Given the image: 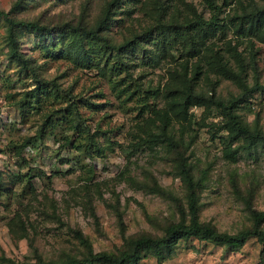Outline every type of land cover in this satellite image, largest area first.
Listing matches in <instances>:
<instances>
[{
	"label": "rangeland",
	"instance_id": "rangeland-1",
	"mask_svg": "<svg viewBox=\"0 0 264 264\" xmlns=\"http://www.w3.org/2000/svg\"><path fill=\"white\" fill-rule=\"evenodd\" d=\"M0 12L57 29L101 26L99 38L55 46L15 30L36 69L22 70L0 16V264L85 258L77 231L107 253L163 237L189 212L184 158L200 183L201 223L232 235L255 228L264 140L245 149L222 108L189 104L176 117L169 102L190 89L236 100L239 118L264 134V0H0ZM78 117L84 130L72 126ZM146 254L138 264H264V243L191 237L161 263Z\"/></svg>",
	"mask_w": 264,
	"mask_h": 264
},
{
	"label": "trees",
	"instance_id": "trees-1",
	"mask_svg": "<svg viewBox=\"0 0 264 264\" xmlns=\"http://www.w3.org/2000/svg\"><path fill=\"white\" fill-rule=\"evenodd\" d=\"M216 9V8H214ZM5 15L7 20V29L9 34V40L12 45V57L20 62L18 66L22 70H34L36 71L35 67H30V62L28 59L24 57L23 54L19 53L18 47H17V41L15 39V30H20L25 33H36L41 39L43 40V43L45 44L50 43L51 41H54L52 43L53 46L57 44L56 41L65 42V38L72 39V43H78L79 35L84 34V36H87L90 38V40H93L95 37L99 38L97 36L98 29L101 28V26H97V28H94L92 30H85L82 26H72V25H65L61 28H51L47 27L45 24H41L37 21L32 22H26V21H16L13 19H10L7 17L8 15L2 14L0 12V16ZM209 22H206V24ZM212 23V20L210 21V24ZM201 26H204V24H200ZM187 24L185 26H182L181 33L183 30H186ZM161 32H163L164 28L159 27ZM179 29V30H180ZM97 30V32H96ZM199 30V28H198ZM175 37L178 35L177 31L174 33ZM162 38V37H161ZM109 45L107 44L105 47L107 48ZM17 47V48H15ZM68 53L67 51H65ZM105 51L100 50V53H104ZM60 51L55 52L53 51L54 57L56 58L57 54H59ZM69 54V53H68ZM46 80H39L40 85L44 84L46 85ZM42 87V86H40ZM174 92V90L170 89L169 94ZM173 94V93H172ZM57 98L59 97L58 94H56ZM186 98L182 101V103L176 104V101L174 99L170 100V105L173 107V110L178 111V114H176V117H179L180 115H183L184 113H187V109L189 104H201V105H207L210 103L213 105H216L219 108H222V113L226 116L225 123L232 131V139L240 140V139H246L247 146H244L245 149H252L254 146H257L258 142L260 140H264V134L260 132L259 130H252L249 125H247L244 121H242L239 116L236 114V107L237 102L236 100L233 101L232 99L223 100L221 98L216 99L214 96L211 97V101H206L204 98V95L202 94H196L193 89H190L188 91H185ZM170 97V95H169ZM170 106V107H171ZM186 109H183V107ZM176 107H180L181 110H176ZM71 110V104L67 105L66 111ZM164 115L167 117L163 118V122H168V116L165 112V109L163 110ZM52 116H48V118H51ZM80 117H78L76 120H74L75 125L72 126L75 127L76 130H84L80 125ZM51 120L46 121L44 124H48ZM163 131V130H162ZM171 138L166 135V137L163 139V141L168 142V144H173L171 142ZM206 175V172L203 173V175ZM181 175L183 176L182 179L185 180L187 183L188 189H189V198H188V208L189 212L184 217L183 222H177L169 226V228L166 231V234L161 237H142L134 240L132 242L131 247L128 250L121 251L119 253H107V252H94V249L89 241L88 238H86L82 231H77V236L81 243H83L84 246L87 247V255L85 258H78V257H71L68 260L62 261V262H55V261H47L43 258H38L37 262H15L11 259H8V264H138V262L145 257L149 251L156 252L160 256V263L162 262L164 258V252L165 251H171L174 246L182 239L185 238H191L195 237L198 240H209L212 243H215L217 245H226L229 247H232V249H238L245 245V243L251 238L252 236H256L259 241L264 243V210H259L253 213L254 222H255V228L252 230L243 231L239 234L232 235L228 232H219L214 227L203 224L200 222V218L198 216L199 214V190H200V183L196 181L194 178V174L191 171V167H189L188 162L184 158V160L181 163ZM95 215V214H94ZM188 215L190 216L189 221H187ZM120 218V216H119Z\"/></svg>",
	"mask_w": 264,
	"mask_h": 264
}]
</instances>
